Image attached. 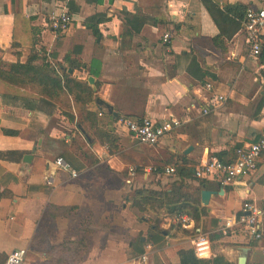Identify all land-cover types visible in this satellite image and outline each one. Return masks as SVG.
I'll return each instance as SVG.
<instances>
[{
  "label": "crops",
  "instance_id": "crops-1",
  "mask_svg": "<svg viewBox=\"0 0 264 264\" xmlns=\"http://www.w3.org/2000/svg\"><path fill=\"white\" fill-rule=\"evenodd\" d=\"M216 2L224 17L215 11V21L201 0L21 1L32 35L41 40L36 51L50 55L52 63L63 64L79 80L92 77L96 90L89 86L113 114L96 101L90 110L98 115L97 125L86 122L83 127L78 109L43 98L33 86L0 80V153H16L0 158V264L18 249L28 252L25 264H65L69 256H55L52 249L69 243L76 249L81 241L84 253L79 264H180L179 253L193 249L201 235L212 244L208 260L224 256L238 264L246 256V264H264L262 243L239 226L225 229L229 219L241 214L245 201L264 208V154L258 170L233 186L203 180L202 191L217 195L208 206L202 204L208 216L195 238L152 245L154 216L130 203L137 190H169L180 181L181 166L193 167L194 174L209 157L221 155L222 161H232L237 146L264 136V63L250 55L245 18L240 21L233 10L262 8L264 0ZM19 3L0 0V49L9 63H24L30 55L29 49L13 48ZM70 3L78 8L77 19L66 33L56 35L46 27L47 19ZM137 12L148 23L135 35L126 25L125 13ZM97 14L109 20L99 26L100 37L83 23ZM167 33L172 35L170 45L163 43ZM20 39L29 40L18 34ZM191 53L215 80L200 83L187 73ZM70 62L81 69L69 68ZM219 96L226 102L219 103ZM204 109L210 114L204 115ZM69 116H75V123ZM123 117L156 122L172 118L182 125L149 147L119 125ZM101 137H108L109 144ZM29 155L31 163H25ZM59 157L72 164L78 178L55 169ZM166 168L177 173L166 175ZM131 169L136 170L134 176ZM185 183L200 187L196 180ZM171 223L168 219L162 227L168 230ZM137 240L145 243L144 255L133 249ZM145 255L148 260L143 262Z\"/></svg>",
  "mask_w": 264,
  "mask_h": 264
},
{
  "label": "trees",
  "instance_id": "trees-1",
  "mask_svg": "<svg viewBox=\"0 0 264 264\" xmlns=\"http://www.w3.org/2000/svg\"><path fill=\"white\" fill-rule=\"evenodd\" d=\"M21 1L22 0H20L19 3V10L14 16L13 48L18 46L21 49H29L30 55L24 63L20 60L16 63H9L3 60L6 52L0 49V80L33 86L43 98L62 103L66 108L72 110L78 109L81 114L79 123L82 124L83 127L86 122H89L91 127L97 125L98 115L90 110V106L95 104L98 99L96 92L89 86L87 81L79 80L75 78L73 74H69L68 69L63 64L52 63L50 55L36 51V46L41 43V40L40 38H34L32 35L33 32L30 26L31 19L26 18ZM201 2L211 15H213L215 21L216 18L214 14H216V12L221 18L224 17V12L219 13L217 11L219 3H217L216 0H201ZM64 8L70 14L72 22L76 21L78 8L71 3L67 5L63 4L56 12ZM233 10H236L239 20L243 21L246 14L245 7L236 6ZM227 12L229 13L231 10L228 9ZM49 18L50 17L47 19L46 27H48ZM125 20L130 32L135 35L139 34L148 23V18L139 12L135 14L125 13ZM107 21L109 20L105 15L97 14L83 20V23L87 29L92 31L95 37H100L101 32L99 26ZM238 30L239 29H236L233 35ZM18 34L29 40H26V42L22 39L18 40ZM220 37L222 38V34ZM216 42H218V37L215 39V43ZM188 57L189 66L187 68V73L193 79L200 83H206L209 78L213 80L216 79L214 74H211L201 66L196 55L193 56L191 53ZM259 59L264 63V48ZM68 67L73 70L81 69V65L76 62H70ZM69 118L75 123V116H69ZM104 138L106 141H104ZM100 139L102 143L109 144L108 137H101ZM239 147L240 146H237L236 149ZM14 155H16V153H0V158L7 159ZM217 158L221 160V155H218ZM232 161L230 160L227 162ZM69 164L72 166L71 163ZM72 168L74 169L73 166ZM192 168L191 166H181L178 169L180 181L174 182L167 191L140 189L134 192L130 202L131 206L141 213L148 212L154 216L151 220V237L149 238V242L152 245H158L166 239L195 238L200 234L199 229L201 228L202 220L208 216V209L202 206L201 199L202 188L206 186V182L198 179L195 174H193ZM186 180H196L200 183V187L194 188L187 185L185 183ZM1 195L2 194H0V197ZM62 210L71 211L72 209ZM185 215L195 221L196 225L193 230H185L181 224L174 223L176 218ZM168 219L173 221V223L170 224L168 230H165L162 225L166 223ZM144 247L145 243H142L140 240L133 243V249H135L138 256L145 254ZM73 248V244H63L53 248L52 253L55 256L63 258H65V255L69 256L65 264H79L82 261V255L84 253L83 241L79 242V246L76 249ZM179 257L180 264H237L235 262H230L224 256H216L209 260L200 259L197 257L194 249L182 250L179 253Z\"/></svg>",
  "mask_w": 264,
  "mask_h": 264
},
{
  "label": "built area",
  "instance_id": "built-area-1",
  "mask_svg": "<svg viewBox=\"0 0 264 264\" xmlns=\"http://www.w3.org/2000/svg\"><path fill=\"white\" fill-rule=\"evenodd\" d=\"M49 17L48 27L56 35L64 34L71 28L72 19L65 8L59 12H53ZM244 26L250 48V55L259 59L264 48V7H249L245 14ZM171 42L172 35L170 33L165 34L163 43L170 45ZM206 89L211 91L212 85L207 84ZM218 101L223 104L226 102V98L219 96ZM210 112L209 109L203 110L204 115H208ZM118 123L139 144L149 147L157 146L165 137L173 135L182 125L179 119L172 118L156 122L150 118L134 120L123 117ZM263 154L264 136L256 143L245 144L237 148L235 151V160L232 162L222 161L217 157H209L203 160L198 168H196L195 176L201 180H210L223 187L233 186L258 170L259 161ZM54 165L55 169L68 172L73 178H78L79 176L78 172L62 157L57 158ZM135 171V169H131L132 176L135 175ZM154 171L159 173L158 170ZM175 173L176 170L174 168H166L164 170V174L166 175H174ZM128 183L130 184L131 181H128ZM263 221L264 208H257L254 204L245 201L241 214L236 218L229 219L225 224V229H230L235 226L241 227L252 240L263 244L262 251L264 253ZM174 223L181 224L185 230L193 229L196 225L195 221L186 215L176 218ZM193 249L198 258H211L212 244L206 235H201L194 241ZM27 253L25 249L15 250L8 256L6 264H25ZM147 260L148 257L146 255L143 256V262Z\"/></svg>",
  "mask_w": 264,
  "mask_h": 264
},
{
  "label": "water",
  "instance_id": "water-1",
  "mask_svg": "<svg viewBox=\"0 0 264 264\" xmlns=\"http://www.w3.org/2000/svg\"><path fill=\"white\" fill-rule=\"evenodd\" d=\"M70 73H72L73 71L72 70H69ZM89 84L91 86L94 87V90L95 89V80L90 77L89 80H88ZM97 105L100 106L101 108L105 107L109 110V112L111 114H113V108L111 106H109L108 104H106L105 102H103L102 100L98 99L97 100ZM33 158L32 155H29V156H26L24 158V162L25 163H31V159ZM196 173V170H194V174ZM214 195H217L216 192H212V191H209V190H203L202 193H201V199H202V204L204 206H208L210 204V201H211V198L214 196ZM246 261H247V258L246 256H241L239 261H238V264H246Z\"/></svg>",
  "mask_w": 264,
  "mask_h": 264
}]
</instances>
